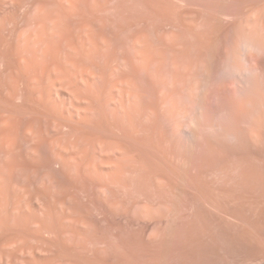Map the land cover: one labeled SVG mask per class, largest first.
Listing matches in <instances>:
<instances>
[{"label": "rangeland", "instance_id": "rangeland-1", "mask_svg": "<svg viewBox=\"0 0 264 264\" xmlns=\"http://www.w3.org/2000/svg\"><path fill=\"white\" fill-rule=\"evenodd\" d=\"M0 264H264V0H0Z\"/></svg>", "mask_w": 264, "mask_h": 264}, {"label": "bare ground", "instance_id": "bare-ground-1", "mask_svg": "<svg viewBox=\"0 0 264 264\" xmlns=\"http://www.w3.org/2000/svg\"><path fill=\"white\" fill-rule=\"evenodd\" d=\"M245 41H246V40H245ZM245 41H244V42H245ZM249 43H250V42H245V50H247V47H249ZM242 46H243V45H242ZM255 47H256V46H255ZM243 48H244V47H243Z\"/></svg>", "mask_w": 264, "mask_h": 264}]
</instances>
